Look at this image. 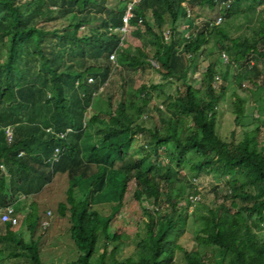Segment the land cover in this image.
<instances>
[{"label":"trees","instance_id":"trees-1","mask_svg":"<svg viewBox=\"0 0 264 264\" xmlns=\"http://www.w3.org/2000/svg\"><path fill=\"white\" fill-rule=\"evenodd\" d=\"M132 1L0 0V55L6 52L0 61V220L15 202L42 194L64 176L66 198L57 205L69 218L78 253L65 264H264V242L254 231L264 224V150L258 148L255 135L235 142L223 139L217 130V110L231 69L240 65L252 83V73L259 70L255 60L264 58V0H157L152 10L148 4L154 0L140 1L133 6L130 22L132 27L141 24L152 36V59L145 49H134L121 38ZM191 5H224L222 22L196 26L187 20ZM184 21L191 35L180 42L177 31ZM167 24L169 42L163 36ZM199 55L211 61L196 87L188 59ZM27 57L30 61L24 63ZM153 62L164 79L185 87L168 96L159 110L162 126L154 128L147 124L153 103L146 97L149 86L143 84L130 94L126 79ZM120 66L119 97L104 93L99 74ZM160 86L164 85L152 88ZM235 98L238 119L245 102L238 94ZM137 135L146 141L139 158L127 154ZM57 148L62 155L53 164ZM174 167L183 168L185 176L176 174ZM207 171L226 183L232 200L199 216L190 250L180 238L187 213L201 196L184 180L193 176L190 180L196 181ZM130 183L136 185L134 197L146 216L145 234L135 252L120 257L117 246L110 250L122 241L120 235L111 236L110 224L124 205ZM103 205H111L112 213L103 215L98 210ZM29 208V234L14 231L20 224L1 221L6 233L0 242L18 247L10 254L15 264H47L40 243L53 213L49 211L42 222L37 203ZM45 222H50L46 228ZM40 223L44 231L35 237ZM101 236L104 243L98 249Z\"/></svg>","mask_w":264,"mask_h":264},{"label":"rangeland","instance_id":"rangeland-1","mask_svg":"<svg viewBox=\"0 0 264 264\" xmlns=\"http://www.w3.org/2000/svg\"><path fill=\"white\" fill-rule=\"evenodd\" d=\"M41 4L43 6H47L46 4L44 5L43 2H41ZM148 5L149 9L152 10L153 8L158 7V1H149ZM184 6H186V4H184ZM188 10H190L191 16L187 20L189 22L192 20L194 24L198 26L199 24H205V22L213 23L215 20H218L221 13L223 14L225 12V6L218 5L215 8H211L207 5H191ZM168 24L164 30L170 29V25ZM187 24L188 23L184 21L182 26H179L177 31V38H180V42L183 38L191 35V29L185 31ZM196 29L197 27L194 29L195 33L197 31ZM182 30L185 32H182ZM239 32L241 31L238 30L236 34H240ZM121 38L125 40L124 42L126 44L131 45L134 49L138 47L145 49L150 58H153L155 52L154 40L141 24L133 27L130 25L128 32L121 34ZM31 51L34 50L31 49L30 52ZM5 53L6 52L3 51L0 55L1 62H4L5 60ZM25 56L26 53H23L21 55L22 59ZM27 59L29 60L28 57L25 58L24 63L27 62ZM188 60L191 62L189 76L194 79L195 86L199 87L202 74L207 69L211 59L206 55H199ZM255 63L259 70L258 72L252 73V79L254 81L252 83L247 78V75H243L240 70V65H236L234 69H231L229 73V80L226 81V84L228 82V86L224 93V100L220 103L217 110V130L223 139L235 142L242 141L247 134L255 135L258 142V148L264 150V58H257ZM153 65L144 71L139 70L131 73V75H126L128 85L131 88L129 90L130 94H134V91L140 88L143 84L149 86L150 88V90L146 93V97H152L153 103L150 106L147 124L152 128H154L157 124H159V127L162 126L161 121L159 123V119L161 117L159 110H163L162 105H164L168 96H176L178 94L179 86L182 87L183 91L185 90L182 82L178 81L177 83L164 79L162 74L156 69L158 68V64L153 62ZM33 70L37 71L38 66H34ZM121 76H123L121 66L117 67V69L113 72L106 70L100 73V81L102 84H105L104 93H116V96H118L119 91H121ZM117 79L119 80L113 84V82ZM160 84L164 86H160L159 89L152 88V86ZM104 87L102 90H104ZM236 94L243 98L245 102L243 117H239L238 119L235 114ZM91 111V109H88L89 114H91ZM185 127L186 125L184 127L181 126L180 128L182 131H185ZM257 129L260 131L256 135L255 132ZM87 131L89 132V130ZM94 132L95 129H92V133ZM87 135L89 136L88 133ZM93 143L97 144L96 138ZM144 145H146V141L143 136L137 135L133 143L129 146L130 148L127 151L128 156H134L135 158L142 157L144 155L142 149ZM165 162L168 164V160ZM174 172H176V174H182L183 176L186 174L183 168L176 169L174 167ZM207 172L208 173L201 174L199 179L197 178L196 181L190 180L193 176H186V179L184 180L190 188L191 186L193 188L197 187L199 191L198 195L201 196L199 202L194 207H190L187 213L188 216L184 225V231L182 232L180 238L182 245L190 250L194 248L196 243L195 235L196 228L198 227V221L200 219L199 216L202 213L207 212L209 209L218 207L222 203L230 204L232 200L226 183L224 181H218L211 171ZM65 186H67V179H65L64 176L59 178L57 177L53 186H49L42 194L28 199L21 198L20 201H17V203L15 202L14 204L15 208L19 210L21 220L20 225L14 228V231L23 232V234H29L25 223V217L30 212V204L33 202L37 203L42 222L45 220L49 211L53 213L51 227L47 230L46 238H44V240L40 243L43 249V261L47 264L53 261L57 264H65L66 261H74L78 258L76 247L70 238L71 225L69 218L63 217L60 214L59 207L57 205L59 201H64L66 198V192L64 189ZM86 186L88 185H85V187ZM135 188L136 185L134 183H130L124 199V205L110 224L111 236H114L115 234L120 235L122 240L120 243H113L110 246V250L117 246L120 257H127L131 253L135 252L138 240L145 234L144 220L146 219V216L144 214L143 206L134 197ZM87 192L88 190L84 189V193ZM79 198H84V196L82 195ZM98 210L103 215H109L112 213V206H99ZM41 223L36 229L35 237L41 236L44 231ZM4 228L5 226L0 220V236L6 233ZM254 231L257 233L259 240L264 242V224H261L258 228L255 227ZM103 243L104 238L101 236L98 249L103 247ZM197 247L199 248V246ZM205 250L210 251L209 248H205ZM17 251L18 247L16 245L9 242H0V264H15L16 261L10 256V254ZM178 254L182 257L180 252ZM107 260L108 262L111 261L109 256ZM23 262L24 261H20L19 264H23Z\"/></svg>","mask_w":264,"mask_h":264},{"label":"built area","instance_id":"built-area-1","mask_svg":"<svg viewBox=\"0 0 264 264\" xmlns=\"http://www.w3.org/2000/svg\"><path fill=\"white\" fill-rule=\"evenodd\" d=\"M139 1L140 0H133L132 4H130L129 7H128V9H127V13L125 14L124 19H123V21H124V27H123L122 30L124 32L128 31L127 28L129 27V23H130V21H131V19L133 17V14H132L133 6L135 4H137ZM189 16H190V14H189ZM222 20H223V16L220 15V17L218 18V20H215V22H213V24L214 23L216 25L217 24H220L222 22ZM213 24H211V25H213ZM171 35H172L171 32L168 31V30L164 31V33H163V36L165 37V40L167 42L170 41ZM111 60L113 62H115L117 60L116 55H112L111 56ZM225 61L228 62V58L226 56H225ZM93 81H94L93 78L90 79V82H93ZM12 130H13L12 128H10L8 130L9 141H11L12 140V137H13ZM68 133H69V131L66 134L64 133L63 136H62V138H65V136H67ZM60 152H61L60 149H57L56 150L55 155H54V159H53L55 162H57L60 159ZM196 199H198V197L193 198V200H196ZM15 214H16L15 208L12 207V206H10V207H8L7 209H5L1 213V221L4 222V223L11 222L13 224V226L16 227V226H18L20 224V221H19V219L17 218V216ZM49 223L50 222H45L44 223V227L45 228L48 227L50 225Z\"/></svg>","mask_w":264,"mask_h":264},{"label":"clouds","instance_id":"clouds-1","mask_svg":"<svg viewBox=\"0 0 264 264\" xmlns=\"http://www.w3.org/2000/svg\"><path fill=\"white\" fill-rule=\"evenodd\" d=\"M140 1H142V0H140ZM140 1H139V2H140ZM132 2H133V1H132ZM139 2H138V3H139ZM188 11L190 12V10H188ZM132 14H133V13H132ZM189 14H190V16H191V12H190V13H188L187 19H189V18H190ZM123 25H124V21H123ZM130 25H131V22L129 23L128 30H129V28H130ZM123 27H124V26H123ZM123 27L120 29V32H121V34H123V33H127V32H128V31L124 32V31L122 30V29H123ZM185 29H186V28H185ZM123 40H124V39H123ZM114 55H116V54H114ZM92 78H93V77H92ZM92 78H90V79H92ZM90 79H89V82H90ZM93 80H94V78H93ZM93 82H94V81H93ZM91 83H92V82H91ZM11 128H12V127H11ZM57 149H58V148H57ZM57 149H56V150H57ZM56 150H55V152H56ZM60 151H61V152H60V159H61L62 150L60 149ZM54 155H55V153L53 154V159H54ZM53 159H52V160H53ZM60 159H59L57 162H59V161H60ZM52 162H53V164H54V163H57V162H55L54 160H53ZM12 207H14V208H15V206H12ZM15 211H17V210H16V208H15ZM19 221H20V219H19Z\"/></svg>","mask_w":264,"mask_h":264}]
</instances>
